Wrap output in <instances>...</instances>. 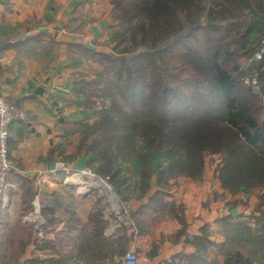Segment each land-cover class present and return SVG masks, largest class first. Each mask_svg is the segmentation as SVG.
<instances>
[{"label": "trees", "instance_id": "trees-1", "mask_svg": "<svg viewBox=\"0 0 264 264\" xmlns=\"http://www.w3.org/2000/svg\"><path fill=\"white\" fill-rule=\"evenodd\" d=\"M110 3L111 16L119 19L111 33L117 54L77 45L79 57L100 67L92 79L79 75L74 83L86 119L100 115L84 125L88 168L122 203L141 199L152 175L162 189L177 176L200 181L205 156L216 154L214 176L221 189L231 195L260 191L251 224L232 214L217 219L229 245L223 264H264V52L256 57L264 45V0ZM253 77L259 86L254 93L245 83ZM93 97L101 99L99 110L93 109ZM129 162L131 183L122 188L128 174L121 165ZM25 191L31 202V188ZM162 195L153 193L149 203L159 201L162 213L183 225L179 205ZM91 196L96 203L106 199L95 192ZM21 211L12 224L0 227V264H78L79 259L124 256L145 228L143 222L127 226L122 221L110 238L104 232L112 221L101 210L90 211L78 227L69 209L72 219L53 240L31 241V230L21 221L27 210ZM40 213L47 227L62 220L47 205ZM128 229L133 230L129 235ZM29 243L36 253L21 262ZM207 243L204 235L194 239L199 255Z\"/></svg>", "mask_w": 264, "mask_h": 264}, {"label": "crops", "instance_id": "crops-1", "mask_svg": "<svg viewBox=\"0 0 264 264\" xmlns=\"http://www.w3.org/2000/svg\"><path fill=\"white\" fill-rule=\"evenodd\" d=\"M93 1L0 0V93L25 113L24 120L14 119L8 127L11 169L0 203L8 204L6 213L10 216L22 212L26 203L29 206L37 201L41 208L47 205L50 214L62 219L49 225L46 231L49 240L64 228L70 217L69 209L78 227L87 221L90 211L101 210L103 217L112 221L104 235L111 238L118 232L108 193L98 188L82 194L80 190L89 179L83 176L80 182L73 177L75 174L69 176L89 169L83 133L85 123L92 122L86 119L74 83L77 76L86 78L98 68L95 62L79 57L77 45L105 52L111 43V29L117 23L110 14L109 1ZM97 5H101L102 11ZM205 169L200 181L177 176L169 180L167 189L156 186V176L152 175L149 189L141 199L119 203L112 190L124 224L133 226V220L145 224L143 232L134 235L126 251L138 254V264H175L176 259H185L188 264H223L229 245L217 219L230 214L246 218L244 211L238 210L246 198H253L248 217L256 215L254 206L260 191L231 195L221 189L214 170L213 182ZM129 184L124 182L122 188ZM28 186L33 192L29 203L21 196ZM93 192L107 199L101 198L96 203L91 196ZM155 192L179 205L183 225L164 215L159 201L153 202L155 206L149 203L148 197ZM250 203L248 200L245 205ZM27 213L28 210L21 218L22 223ZM132 232L128 229L127 235ZM203 235L209 243L199 255L194 239ZM28 247L21 262L28 260L31 252L36 253L32 243ZM122 259L123 256L113 255L102 260L79 259L78 264H123Z\"/></svg>", "mask_w": 264, "mask_h": 264}, {"label": "built area", "instance_id": "built-area-1", "mask_svg": "<svg viewBox=\"0 0 264 264\" xmlns=\"http://www.w3.org/2000/svg\"><path fill=\"white\" fill-rule=\"evenodd\" d=\"M257 58H260V53L257 54ZM254 84V83H253ZM256 90V89H255ZM24 120L25 113L23 110H18L15 106L10 104L5 97L0 93V198H2L6 186H7V175L11 169V160L9 154L8 142L10 138L9 125L14 120ZM66 171V167H63ZM73 174H79L81 177H87L89 181L87 184L82 186L80 193H86L92 189H102L106 194L108 193L109 201L112 204L115 221L114 227L118 229L119 223L122 222V212L119 210L117 201H113L114 194L111 186L103 179L96 176L90 169L80 170L78 172L69 173V176ZM98 181H102L100 184ZM73 185H77L75 182ZM23 222L32 228L34 240H42L46 238V226L45 220L40 213V207L38 202L35 201L33 205V211L23 218ZM123 264H138V254L134 251H128L122 259ZM175 264H188L184 259H176Z\"/></svg>", "mask_w": 264, "mask_h": 264}, {"label": "rangeland", "instance_id": "rangeland-1", "mask_svg": "<svg viewBox=\"0 0 264 264\" xmlns=\"http://www.w3.org/2000/svg\"><path fill=\"white\" fill-rule=\"evenodd\" d=\"M99 0H94L93 2H95V3H97ZM107 1V3H108V1H109V5H110V14H111V12H112V9H113V4L112 3H110V0H106ZM103 3V2H102ZM97 9L99 10V11H102V7H101V5H97ZM115 20L117 21V23H116V25L115 26H117L118 25V23H119V19L118 18H115ZM115 26H113L112 27V29H111V33L112 32H114V31H116V27ZM107 42V41H106ZM115 46V42L113 43V42H111V43H108V45H107V47H108V49L105 51V53H111V54H113V53H116L117 54V50H118V48H116V47H114ZM263 52H264V45L261 47V50H260V56H261V54H263ZM100 69V67H98V68H96V71L97 70H99ZM94 77V73L92 74V75H90V76H86V78H84L85 80H90V79H92ZM256 81V82H255ZM245 83H246V85L247 86H249V88L251 89V91L253 92V91H255V89L256 90H258L259 91V86H258V83H257V80H255V77H253V79L252 80H245ZM254 83V84H253ZM254 93V92H253ZM101 99H99V98H97V97H93L92 99H91V101L92 102H94L95 104H94V106H93V109L94 110H99L100 109V101ZM109 104L108 103H106V106H108ZM92 116V118H91V120H94V119H100V115H98V114H93V115H91ZM205 160H206V169H205V174H206V176L211 180V181H213L214 182V176H213V170L215 169V166H216V164L218 163V156L216 155V154H211V155H206L205 156ZM131 165V163L129 162V163H123L122 165H121V167H123V169H125V170H127V174H128V176L124 179V181L126 182V183H131V178H132V167L130 166ZM125 170H123V172L125 171ZM131 172V173H130ZM30 195V192L29 191H25V190H23V193H21V196H22V198L24 199V200H28V196ZM106 199H107V197H106ZM244 199V198H243ZM245 201H242L243 203H241V206H239V208H238V210L239 211H241V210H243L244 211V213H245V216H246V218L245 217H236V221H242V220H245V219H249V224H251L252 223V221L254 220L252 217H248V215H249V212H250V208H251V204H252V202H253V198H250V199H248V198H246V199H244ZM249 200V202H251L250 204H249V206H246L245 205V202H247ZM113 201L115 202L116 201V197H114L113 198ZM28 203H29V201H28ZM0 205H1V208H0V227L1 226H5V222H9L10 224H12L14 221H15V219H16V216L15 215H13V216H10V215H8L7 213H6V210L8 209V204L7 203H5V202H2V203H0ZM31 209L29 210L28 209V205H27V203L24 205L25 206V211L26 210H29L28 211V213L26 214V215H28L29 213H31L32 211H33V203L31 202ZM243 208V209H242ZM25 215V216H26ZM24 216V217H25ZM23 217V218H24ZM74 217V216H73ZM223 217V216H222ZM70 219H72V217H70ZM23 220V219H22ZM77 220H75V222H76ZM24 223V222H23ZM24 224H26V223H24ZM27 225V224H26ZM27 227H28V225H27ZM30 230H31V241H33L34 240V236H33V233H32V228H30V226L28 227ZM1 230H2V227H1ZM1 230H0V233H1ZM2 241V240H1ZM1 241H0V244H1ZM31 243H29L28 245H30ZM26 251H29V247L26 249Z\"/></svg>", "mask_w": 264, "mask_h": 264}, {"label": "water", "instance_id": "water-1", "mask_svg": "<svg viewBox=\"0 0 264 264\" xmlns=\"http://www.w3.org/2000/svg\"><path fill=\"white\" fill-rule=\"evenodd\" d=\"M73 177H75V179L77 180V181H80L81 182V176L79 175V174H75ZM71 182H73L72 180H71ZM73 184V183H72Z\"/></svg>", "mask_w": 264, "mask_h": 264}, {"label": "bare ground", "instance_id": "bare-ground-1", "mask_svg": "<svg viewBox=\"0 0 264 264\" xmlns=\"http://www.w3.org/2000/svg\"><path fill=\"white\" fill-rule=\"evenodd\" d=\"M100 184H103V182L102 181H98Z\"/></svg>", "mask_w": 264, "mask_h": 264}]
</instances>
